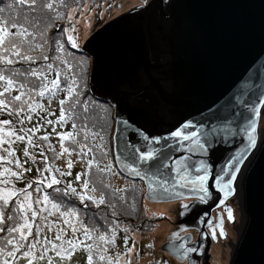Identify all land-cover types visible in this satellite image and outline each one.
<instances>
[{"label":"water","instance_id":"1","mask_svg":"<svg viewBox=\"0 0 264 264\" xmlns=\"http://www.w3.org/2000/svg\"><path fill=\"white\" fill-rule=\"evenodd\" d=\"M82 51L90 57V92L113 107L118 171L143 183L147 202L191 199L181 214L198 231L191 247L204 256L211 245L205 228L212 211L237 195L241 224L228 264H264V104L259 103L264 99V0H149L97 28ZM257 104V146L245 153L234 192L225 196L213 186L214 176L220 173L224 182L231 178L228 172L235 161H229L233 155L239 158L246 144L240 127L251 115L247 107ZM217 115L229 116L231 123L225 125ZM189 121V131L216 129L211 152H188L190 142L181 147L170 141L172 151L166 154L172 160L188 157L193 176L200 160L211 166L207 203L199 202L189 187L174 185L171 161L156 179L148 165L124 151L125 141L136 143L142 135L165 137ZM162 180L168 181V193L160 186ZM173 244L169 236L161 249L184 260Z\"/></svg>","mask_w":264,"mask_h":264},{"label":"rangeland","instance_id":"2","mask_svg":"<svg viewBox=\"0 0 264 264\" xmlns=\"http://www.w3.org/2000/svg\"><path fill=\"white\" fill-rule=\"evenodd\" d=\"M140 1L113 0L112 2H109L106 0L94 4L87 2L81 5L80 7L75 5L73 6L72 3H68L66 4L67 17L63 19L64 23H62L61 26L64 28L66 38L68 39L70 45L72 44V42L69 39L71 37L72 40H74L77 45L74 48H79V47L81 48V44L97 28H99L109 20L117 17L118 15L127 12L136 5L138 4L140 5L141 3H143ZM15 11H12V13ZM43 35H47V32H45ZM59 36L60 34L57 33L52 35L50 38L59 37ZM57 41L58 40L53 41L52 39H50L49 43L53 44L54 42L56 44ZM62 48H66L65 45H63ZM62 48L60 51L62 52L63 55L64 52L62 51ZM72 54L73 53H71L70 50L69 55L72 56ZM0 55H3L1 51H0ZM64 58L65 56H63V59ZM89 61H90V57L88 60V64H87V60H85L83 65V70L87 73V80H88ZM64 63H65V70L62 63H60V66L58 68H60L61 72H64V74H69V70L73 66H70L68 63L66 64V62ZM49 77L51 78V75H49ZM41 81H39L38 83L36 81L33 82L34 83L33 87L39 90V92L42 90V88L40 87ZM87 85L89 86V82ZM2 86H4V84L3 82H0V91L2 90ZM46 95L47 93L45 92V96ZM26 97H28V95ZM2 99H4L5 101L11 100V98L8 99L7 97H4ZM41 99L43 100L42 102H44V104H42V110L39 113L42 112L41 120L44 122L40 121V115L35 114L34 116L35 119L33 121L27 120L28 122H26L23 125V128L33 130L32 132L28 133V135L32 136L33 144L31 145H29L27 142V135L25 136L24 141L15 140V135H25V133L21 132V125L19 124L20 122H17V120L22 119L25 116L23 115V117H19V116L15 117V115L12 114L11 104H10L11 105L10 111L3 107H0V122L4 120L10 121L8 125H4L3 123H0V138L3 139V143H0V156L4 157L3 160H8L9 162L18 160L20 163V168L15 169L14 172L22 173V175L15 176L16 179L12 183L11 180L8 179L10 175L6 173L7 178L5 177V179H2L0 188H6L17 191L18 195L20 190L27 188L28 191L31 193L30 201L32 202V208L28 209L26 213H21L19 215L27 216L29 218V222L34 223V228H33L34 231H35V225L40 226L41 245L43 244L45 237H47V239L55 242L58 245L59 241L55 239L58 233L61 235V239L63 241L74 240V241L82 242L80 246L77 247L78 250L77 249L75 250L72 257L71 258L66 257L64 260H60L59 257H56L54 251H49L47 255L53 258V264H86L87 263L88 252L86 253V249L84 247V245H86V240H87L85 239L84 236L85 227H87L89 231L92 228L94 229L98 228V230L101 231L103 228L106 239L108 238L107 240L97 245L94 251L92 249L97 264H108L109 259L112 260L113 264H116L117 260L119 261V264H157L158 262L164 264L163 260L158 261L159 253H154L153 251L154 249H156L157 252H159L158 246L163 242L165 237L163 233L161 234L160 233L156 234V233H157V229L158 232L163 231L160 228L165 225L164 222L167 220H165L164 218L159 219L160 217L157 218L156 216L166 217L170 215V218H172L171 214L174 209L173 203L175 201L167 202V203H159L156 204L157 206H154V208L149 209L148 202L145 201L143 198L142 184L136 180L127 179L121 173H119V171L116 168L114 155L113 158L111 159L109 153L107 152L109 149L108 148L106 149V147H104L102 143L101 135L98 136L90 131L89 132L86 131L85 129L82 128L81 124H80L81 136L73 138L75 141H73L72 146H69L68 144L65 145L62 144L60 142L61 134H63V130L65 129V126L60 124L58 121L60 120L59 111L61 106L57 102L58 101L57 97H52V99L50 100L48 98L47 100L44 97H41ZM90 104L91 107L94 108L96 107L98 109L95 117L102 119L103 124L106 123L107 126H109L111 123L109 117L110 113L107 111L108 108L106 107H108L110 104L108 103L107 104L108 106L106 107L102 104H99L98 106V104L95 103V101L93 100L90 102ZM16 105H18V103ZM112 117H113V107H112ZM48 121H52V123L49 124ZM33 122L37 123V125L34 124ZM112 126H113L112 133L111 132L110 134L108 133V136L112 135L113 137L114 125ZM10 133H15V135H9ZM38 133L43 136L45 135L48 136L50 140L49 141L44 140L42 138L43 136L36 135ZM9 141H11V143ZM90 141L95 142L96 145H99L101 147L99 148V146H97V150L99 149L100 151L102 150L108 153L106 154V158L100 159L99 161L98 158H91L92 163L93 162L95 163L93 164L94 165L93 169L94 167L95 169L92 171V166H91V172L89 171L88 168L90 158H88L87 152H84L85 150L90 148L89 147ZM50 143H52L53 148L49 146ZM25 149L28 150L29 153L28 156L24 155ZM64 149H67V151H64ZM9 152H13L14 155L10 156ZM95 161L98 162L96 163ZM69 164H71V167H69ZM25 169L28 170L25 171ZM87 171L88 173L90 172L88 174V178L86 177ZM78 174L81 177L80 180L76 179ZM20 176H23V178H20ZM53 176L58 181H60V183L69 187L68 189L71 195H75L72 193L71 189H75L76 194L81 193L86 195V193H90L92 198L94 199V202H92L93 199H91V202L87 200L86 207H90V208L96 207L97 210H107V207H103V205L106 204L107 206L109 205L108 204L109 201L105 199V195H104V193L107 190L111 194V197L113 198V203L116 199H119L121 196L126 198L124 200L125 202L122 205V207L119 204L113 205L112 207L109 205L110 208L112 209L111 213L112 214L115 213L112 216V219L114 220L115 223V227H113V225L111 224L112 223L111 219H107L101 213H97L96 215H94L96 216V220H93L91 218V220L85 222V218L88 219V217L90 216V214L85 210L86 207L82 209L77 208L74 211L75 214L73 215H67L68 212H63L61 210L57 211L55 209H52L51 207L52 203L60 204L59 202L52 201V199H50V196H52L53 192L55 191H50L51 188L49 189L47 185L51 182ZM83 177H86V179H84ZM5 180H7L8 182ZM85 180L88 181L89 189H86L83 186ZM41 181L42 183H40ZM38 183L40 186L39 192H37V187H36ZM58 184L53 185V187L59 186ZM29 185H31L30 188L28 187ZM141 193H142L141 195L142 197L139 195ZM44 195L49 196V201L47 203H45L43 200ZM19 198L21 199V201H23V196H20ZM14 199L16 198H13L9 202V205L7 206L1 205L2 207H4V211L9 208H12V210L15 212L18 206L16 205L15 201H13ZM101 199H103L104 201L103 203H100ZM36 200H40V203L38 204L35 203ZM0 203L3 204V201H0ZM79 203L82 204L84 202L80 201ZM237 209L239 212L240 211L239 204ZM32 210L38 211V215L34 220L31 217ZM62 213L64 214L62 215ZM118 215H121L122 219H119L120 216ZM144 215H146L147 217H145ZM40 216L46 217V219L41 220ZM127 218H129L133 222L132 226L123 225V223H125ZM17 219H19V216L17 217ZM20 222L22 223L23 221L21 220ZM109 226L111 228L107 230ZM73 227H76L77 229L76 233H73L72 231ZM117 227L123 228L122 232L119 231L120 236L118 237L116 236V232L118 231ZM34 231L33 233H35ZM113 232L115 233L114 238H113ZM16 235L18 236V234ZM126 236L128 237L126 244L128 246L127 249H125L126 246L125 244H121V241L123 242V239L124 238L126 239ZM32 239L33 237H30L29 241H31ZM226 245H227L226 242L221 243L220 245L221 264H228L229 261L230 246L228 245L226 246ZM48 247L49 249H51L50 244L48 245ZM128 249H132V251L129 252ZM100 254H104L106 256V259L104 261L99 260ZM45 260L47 259L45 258ZM23 264H26V261H23ZM165 264H172V263L165 262Z\"/></svg>","mask_w":264,"mask_h":264},{"label":"snow or ice","instance_id":"3","mask_svg":"<svg viewBox=\"0 0 264 264\" xmlns=\"http://www.w3.org/2000/svg\"><path fill=\"white\" fill-rule=\"evenodd\" d=\"M20 6L27 5L29 12L26 14L27 17H32L31 25L34 29H38L43 22L44 12H51L55 5L52 2H45V0H18ZM15 3H8L5 7H0V16H2L6 10H12L15 7ZM19 18V12H17L16 17H10L9 22H5L0 24V47H4L6 43V37H8L7 43L10 45V48H6V51H10L12 56L19 57L20 60L25 62L33 61L35 58L31 55L26 54L25 45H29L27 51L33 50L31 48V42L26 39L27 37H32V40H35V35L33 32H30L28 28L18 25L16 22H11L17 20ZM10 23V27H9ZM11 29H18L15 33L11 31ZM42 35V33H41ZM72 42V46L76 47V43L72 38H69ZM18 41V42H17ZM35 47L39 48L41 45L36 44ZM62 46L58 45L57 51H60ZM45 61L48 60V57L43 56ZM0 61L4 62L5 65H12L15 61L12 58H9L5 55H0ZM47 70H51L53 68L52 64H48L46 66ZM31 76H43V71L37 72L33 69L30 73ZM17 75H20L17 73ZM59 76V73L57 74ZM46 79V78H45ZM0 82H3L4 87L3 91H0V97L4 96L6 93H10L15 84V80L7 76L4 72L0 71ZM52 87L58 86V79H54L51 82ZM19 94L12 97L8 103L4 99H0V107H8V104L12 105V114L16 115L24 112V105L26 104L29 113L36 112L37 109H42V106L39 103H31L23 100L25 96V84H19L18 86ZM48 90L47 84H42V90L39 92V96L43 97L45 95V91ZM75 93V95H73ZM67 95L73 97L75 103H73L72 107L75 108L79 104H83V110L85 113L89 112L90 103L88 101H81L79 99L81 93L79 89L76 87V81L73 79L71 83L68 84L67 87ZM29 97L31 99V95L29 93ZM20 103V108L17 109L16 104ZM61 105L64 104V100L60 101ZM246 104V102H244ZM260 104H264V99H260ZM248 112L251 114L250 117L245 118V123L240 127V131L243 134V137L246 140V144L241 152L239 158L235 155L232 156L229 163L235 161V164L232 165L233 170L228 172V175L231 177L224 182V177L220 173H216L214 176V187L218 189L219 192L224 193L225 196H228L234 192L233 182L237 178V174L241 171L240 165L244 164L246 156L245 153L254 149L257 146V117L261 114V109L259 104L254 106L247 107ZM65 116V110L61 108L60 110V120L63 121ZM87 118V117H86ZM218 120L224 122L225 125L231 123V119L227 115H217ZM28 119H31V115H28ZM0 123L4 125H8L10 121L4 120ZM49 124L52 121H48ZM21 124V132L25 133V135H15V133H10L9 135H15V140L24 141L25 136L27 135V142L29 145L33 144L32 136L28 135V133L32 132V129L23 128L24 121L20 120ZM75 127V125H73ZM192 127L191 122L183 123L179 127H177L174 131H171L168 136L165 137H149L147 135H142L138 137V142L133 143L131 141H125L124 151L127 155L136 161L138 164H146L149 168L152 169L151 175L153 178L160 179V173L162 170H168L170 168L169 161H171L170 170L174 172L176 175L173 177L174 185L181 184L184 187H189L191 192L198 194V200L201 203H207L210 196V188L208 185L209 176L211 173V166L206 163L204 160H200L199 163L195 166V175L193 176L191 173V167L188 163V157L181 156L179 159L172 160L171 156L167 155V152L172 151V143L170 141L180 142V146L183 147L182 142H190L187 151L188 152H200L205 155H208L212 148V133L216 131L215 128L212 129V132L204 131L202 132L200 128H197L196 131H189ZM67 136H71V133L66 134ZM44 140H47L48 137H43ZM65 139V134H61V141ZM11 143V141H9ZM0 143H3V139L0 138ZM67 151V149H64ZM28 150L25 149L24 155L28 156ZM9 155H14L13 152H9ZM4 157L0 156V160H3ZM92 161H89L91 164ZM17 166L19 167V161H17ZM71 167V164H69ZM28 169H25L27 171ZM132 170L135 172L137 176L140 175V171L138 168L133 167ZM226 169H221V173L225 172ZM4 173H8L10 176H18L22 175V173L14 172L10 168H5L3 173H0L2 176ZM63 175V173H62ZM147 175V173H146ZM77 180H80L81 177L78 174L76 177ZM42 183V181L40 182ZM60 183L54 176L51 182L47 185L48 188H52L53 185ZM168 181L162 180L161 188L164 193L169 192ZM84 188H88V181L85 180L83 184ZM29 188L31 185L28 186ZM37 192L40 191L39 183L37 184ZM151 190V184L149 185ZM94 190V189H93ZM59 189H56V192H59ZM73 194H76L75 189H71ZM65 194H67L65 192ZM23 196V201L19 198ZM31 193L28 189L20 190L19 195L17 191L0 188V201H3V206L9 205V202L15 199V203L18 206L13 215H6L4 211V207L0 206V221L7 219L8 221L13 222L14 226L8 227L7 231L9 233V237L5 238L3 242H0V264H23V261H26V264H38V262H42L45 260L47 253L49 251H54L56 257H59L60 260H64L66 257L71 258L77 247L80 246L82 242L67 240L63 241L61 239V235L58 233L55 237L57 241H61L59 245L55 242L44 238L43 244H40V235L41 228L39 225H35V233H33L34 223L29 222V218L27 216H21L19 214L26 213L28 209L32 208V202L30 201ZM92 199V197H88ZM81 200L84 199L83 196L80 197ZM43 200L45 203L49 201V196L44 195ZM103 199L100 200V203H103ZM35 203H40V200H36ZM221 204L224 203L223 200L220 201ZM52 209L57 211L60 210V205L56 203H52ZM185 208L189 207L188 205H184ZM46 210V209H45ZM227 218L228 220H234V214L232 208H227ZM51 214V213H49ZM64 213H62L63 215ZM74 210H69L67 215H73ZM115 214V213H114ZM38 211L32 210L31 217L33 220L37 217ZM19 216V219L17 217ZM41 220H45L46 217L40 216ZM23 221L22 223L20 221ZM219 235L223 236L224 229L222 222L219 225ZM0 231H3L0 228ZM73 233H76V227L72 228ZM18 234V236L16 235ZM213 237L216 236L215 228L212 232ZM84 236L85 239H91L90 231L87 227L84 228ZM115 233L113 232V238ZM33 237L31 241L29 238ZM180 238L178 233H173V239ZM101 240L104 239L103 236L100 237ZM180 239H190L189 237H184ZM127 243V241H125ZM51 245V249H49L48 245ZM67 244V247L64 245ZM10 246V248H9ZM85 249L88 252L87 256V264H93L94 254L92 251V245H84ZM172 247V245H170ZM182 257L187 256L189 253L195 252L196 249L193 247H186L185 244L181 243L179 249H175ZM183 250V251H180ZM129 252L132 249H128ZM106 256L104 254H100L99 260L104 261ZM47 264H53V258L51 256H47ZM108 264H113L112 260L109 259ZM116 264H119V261H116Z\"/></svg>","mask_w":264,"mask_h":264},{"label":"trees","instance_id":"4","mask_svg":"<svg viewBox=\"0 0 264 264\" xmlns=\"http://www.w3.org/2000/svg\"><path fill=\"white\" fill-rule=\"evenodd\" d=\"M102 1H106V0H45V2H52L54 3L55 7L51 12H47L45 10L44 12V19L43 22L41 23L40 27L38 29H34L31 25V20L33 19L32 17H27V21H26V14L29 12V9L27 7V5L24 6H20L18 0H0V7H5L8 3H15V7L12 10H6L5 13L0 16V24H3L5 22H9L10 21V17H16L17 12H19V18L17 20L11 21V22H16L18 25L23 26L28 28V30L30 32H33L35 35V40H32V37H27L26 39H28L31 42V48L33 50L31 51H27L29 45H25V50H26V54L33 56L35 59L33 61H23L20 60L19 57H14L12 56L10 51H6V48H10V45L7 43L8 37H6V43L4 47H0V51L3 53V55L8 56L9 58L14 59V63L12 65H5L4 62L0 61V71L4 72L7 76H9L10 78H13L15 80V84L13 86V89L10 91V93H6L4 96L0 97V99L7 97L8 99L12 97H14L15 95L19 94V89H18V85L19 84H25L26 88H25V96L23 97V100L31 102V103H41L44 104V102L42 103V99L41 96H39V90L35 89L33 87V82L36 81L37 83L39 81H41V88H42V84H47L48 90L45 91L47 93V95L43 96L45 99H52V97H57V102L60 104V110L61 108H63L65 110V116H64V134H65V139L63 141H60L62 144H68L69 146H72L73 141H75L73 138L75 137H80L81 136V128H80V124L82 125V128L85 129L86 131H90L92 133H94L95 135H98L102 137V143L104 145V147H106V149L108 148L109 150L107 151L111 157V159L113 158V140H112V135L108 136V133L110 134V132L112 133L113 130V126L114 125V119L112 117V107L111 105H107V102H103L101 100H99L98 98H96L89 90V86L88 84V80H87V73L83 70V65H84V61L87 60V64H88V60L89 57L83 52L81 51V48H74L73 46L70 45L68 39L66 38V34L64 31V28L61 26L63 22V19H65L67 17V8H66V4L68 3H72L73 6H78L80 7L81 5L90 2V3H97V2H102ZM109 2H112L113 0H107ZM16 10V11H15ZM12 11H15L12 13ZM9 27H10V23H9ZM18 29H11V31L13 33H15ZM45 32H47V35H43ZM42 33V35H41ZM59 33L60 36L59 37H53L50 38L52 35ZM47 36V38H46ZM54 40H58L57 43L55 44L53 42V44L49 43L50 39ZM18 42V41H17ZM36 44L41 45V47L37 48L35 47ZM58 45L63 46L65 45L66 48H62V51L64 52V54L62 55L61 51H57ZM71 50L72 56L69 55V52ZM47 56L48 60L45 61L43 59V56ZM63 56H65V58L63 59ZM68 63L70 66H73L70 70H69V74H64V72H61V69L58 68L60 66V63H62L64 70H65V63ZM48 64H52L53 68L51 70H47L46 66ZM35 69L37 72L43 71V74L46 73L47 75H56V79H58V86L57 87H49L48 85V76L45 79V75L43 76H31L29 73ZM17 73H19L20 75H17ZM25 73V74H24ZM59 73V76H57V74ZM72 79H71V77ZM53 77V76H52ZM37 78V79H36ZM71 79V80H70ZM76 81V87L79 89L81 95L79 97V99L81 101H88L89 103L93 100L95 101V103L98 104H102L104 105L107 109V111L110 113L109 117H110V125L107 126L106 123L103 124L102 119L96 118V113L98 111V109L95 107H91L90 104V108H89V112L85 113L83 110V104H79L77 105L75 108L72 107L73 103H75V101L73 100V97H70L67 95V87L68 84L71 83L72 80ZM44 82V83H43ZM4 87V86H3ZM3 87L2 90L3 91ZM29 93L31 95V99L29 97ZM56 94V96H55ZM28 95V97H26ZM37 95V96H35ZM75 95V93L73 94ZM44 99V100H45ZM47 99V100H48ZM92 99V100H91ZM64 100V104L61 105L60 101ZM91 100V101H90ZM6 103H8V101H6ZM11 105L8 104V107H6L5 109L7 110H11ZM17 109L20 108V103L18 102V105H16ZM4 108V107H3ZM42 109H37L36 112H32L29 113L26 104L24 105V112L23 113H19L16 114L15 117H23V115L25 116L23 119L24 124L26 122H28V115H31V121H33L35 118V114L38 115L37 113L40 112ZM60 112V111H59ZM42 113H40V121H42V117H41ZM87 117V118H86ZM21 119L17 120V122H20ZM44 122V121H42ZM41 122V123H42ZM46 122V121H45ZM34 124L37 125V123L33 122ZM20 124V123H19ZM23 124V125H24ZM21 125V124H20ZM73 125H75V127H73ZM80 128V129H78ZM82 129V130H83ZM71 133L72 135L69 137L66 134ZM39 136H43L41 134H36ZM38 136V137H39ZM46 136V135H45ZM43 136V137H45ZM108 136V137H107ZM42 137V138H43ZM48 137V136H47ZM109 138V140H108ZM48 141L50 140V138L47 139ZM96 140V139H95ZM51 148L52 147V143H50L49 145ZM97 146L95 142L90 141L89 142V149L85 150L84 152H87L88 154V158L89 161H91V158H98V161L100 159H104L106 158V151H100L99 149L97 150ZM99 148H101L99 146ZM100 151V152H98ZM17 161L15 160L13 162H9L8 160H2L0 161V173L4 172L5 168H10L12 171H15V169H19L20 166H17ZM97 161V162H98ZM96 162V161H95ZM96 162V163H97ZM53 164V163H50ZM93 164H95L94 162L92 164H88V168L89 171L91 172V166H92V171L95 169H93ZM20 165V163H19ZM89 172V173H90ZM86 177L88 178V171L86 172ZM120 173V172H119ZM5 177L7 178L6 173H4L2 176H0V184L2 183V179H5ZM20 178H23V176H20ZM9 180H11V183L14 182V180L16 179V177L14 176H9L8 177ZM85 179V177H84ZM7 181V180H5ZM8 182V181H7ZM59 186L57 187H52L50 189V191H55L53 192L52 196H50V199H52V201H57L60 204V210H62L63 212H69V208H72L74 210L78 209H82L84 208V205H86L87 200L89 202H91V199H89V195L86 194V201L82 204H80V201H84L80 199L81 195L75 194V195H71V193L69 192V187H67L66 185L60 183L58 184ZM48 189V190H49ZM56 189H59V192H56ZM89 189V185L88 188ZM88 191V190H87ZM65 192L67 194H65ZM105 195V199L108 202V204L110 203L111 207L113 205H117V202L119 205L124 204V200L126 198L124 197H120L119 199H116L113 203V198L111 197V194L108 192V190L104 193ZM140 196L142 195L139 194ZM91 196V194H90ZM142 197V196H141ZM124 198V199H123ZM93 199V198H92ZM15 201V199L13 200ZM79 201V202H78ZM94 201V199H93ZM3 205L0 203V206ZM103 207H107L110 208V206L107 204L103 205ZM104 209V208H103ZM85 210L87 212H93L94 208L90 209L89 207H86ZM6 215H13L14 211L12 210V208H9L7 210H5ZM104 216H106L105 212L102 213ZM114 215V214H113ZM112 215V216H113ZM119 219H122L121 215ZM160 217L159 219H162L163 217ZM91 218L93 220H96V216H94V214H90V216L87 218H85V220H91ZM14 226L13 222L8 221L7 219L0 221V228L3 229V231H0V242L4 241L5 238H8L9 233L7 231L8 227H12ZM34 231V230H33ZM35 232V231H34ZM116 236H120L119 232H116ZM7 236V237H6ZM90 236L92 237L91 239H87L88 241H86V245H92L93 246V251L96 248L97 245H99L100 243H102L103 241L107 240L105 233H104V229L102 228L101 231L98 230V228L92 229V231L90 232ZM103 236L104 239L101 240L100 237ZM4 237V238H3ZM60 243H58L59 245ZM10 248V246H9ZM87 253V250H86ZM78 254V253H76ZM46 255V259H47ZM94 264H97V261L93 260ZM38 264H47V260L42 261V262H38ZM87 264V263H86Z\"/></svg>","mask_w":264,"mask_h":264},{"label":"flooded vegetation","instance_id":"5","mask_svg":"<svg viewBox=\"0 0 264 264\" xmlns=\"http://www.w3.org/2000/svg\"><path fill=\"white\" fill-rule=\"evenodd\" d=\"M141 1H145V0H141ZM143 193H144V189H143ZM190 201H191V199L174 202L173 203L174 209H173L172 214H171L172 218H170V215L163 217L165 220H167L164 222V224L168 227V229L166 231H164V230L162 231L165 238H164L163 242L161 244H159V246H158L159 252H157L156 249H154L153 252L159 253L158 261L163 260L164 264H165V262H167V263L171 262L172 264H203V263L204 264H212V263H217V258H216L217 255H216V252L214 250L215 249L214 246L219 247L221 245V243L226 242L227 245L230 246V252H231V249H232V246L234 243V239L236 240L237 234L239 232L238 225L241 224V218H240V214H239L238 209H237L238 204H239L238 203V201H239L238 196L234 195L229 199V201L227 202L225 207H223V206L218 207L212 211V221L205 228L207 235L211 239L210 249H209L208 253L205 255L206 260L204 259L205 256L203 255V253H201V252L199 253L198 251L189 253L187 256H185L184 260H178L177 258L171 256L167 252L163 251L161 249V246L166 241H168L169 236H171L173 239V233H178L180 238H184V237L190 238L187 240L180 239V238L173 239L174 240L173 247L175 249H179V246L181 243L185 244L186 247H191V245L197 240L198 231L196 229L191 228V225H193L192 222L188 221V220L187 221L184 220L182 217V214H181V210L183 209V206L186 203H189ZM109 205H110V203H109ZM227 208H232L233 214H234V220H228L227 211H226ZM156 217L159 218L158 216H156ZM85 222H88V221L85 220ZM221 222L223 224V229H224V233H225L223 236L219 235L220 229H219V227L216 226V225H219ZM214 228H215V232H216L215 237H213V235H212ZM92 229H94V228H92ZM92 229L90 230V232L92 231ZM159 233L160 232L157 231L156 234H159ZM232 234H233V238L230 239ZM154 237H156V236H154ZM158 237H159V235H158ZM127 238L128 237L126 236V239L125 238L123 239L124 243L121 241V244L126 245L127 243H125V241L128 240ZM127 248H128V246L126 245L125 249H127ZM180 251H183V250H180ZM220 257H221V255H220ZM157 264H161V263L158 262Z\"/></svg>","mask_w":264,"mask_h":264},{"label":"bare ground","instance_id":"6","mask_svg":"<svg viewBox=\"0 0 264 264\" xmlns=\"http://www.w3.org/2000/svg\"><path fill=\"white\" fill-rule=\"evenodd\" d=\"M140 1V0H139ZM149 0H145V1H140V2H144V3H147ZM142 4V3H141ZM139 5V4H138ZM84 52V51H83ZM85 54H87L86 52H84ZM59 122H60V124H62L63 126H64V123H62L63 121H61V120H58ZM117 168V167H116ZM118 170V169H117ZM84 178V177H83ZM85 179H86V177H85ZM136 181H138V182H140L141 184H142V187H143V189H144V185H143V183L141 182V181H139V180H136ZM156 204H159V203H155V204H151V203H148V206H149V209L150 208H154V206H157ZM172 204V203H171ZM117 205H118V202H117ZM90 208V207H89ZM94 208V211L93 212H88L89 214H94V215H96L97 213H103V212H105V214H106V218L107 219H111V224L113 225V227H115V223H114V220L112 219V213H111V208H108L107 210H97V208L96 207H93ZM90 209H92V207L90 208ZM67 210H74V209H72V208H69V209H67ZM62 211V210H61ZM75 211V210H74ZM103 215V214H102ZM168 215V214H167ZM145 217H147L146 215H144ZM123 223V222H122ZM123 225H130V226H132L133 225V222L129 219V218H127L126 219V221H125V223H123ZM111 227L109 226V228L107 229V230H109ZM117 229H118V231L117 232H119V231H121L122 232V229L123 228H120V227H117ZM160 229H162V230H164V231H166L167 229H168V227L166 226V225H164V226H162ZM159 229V230H160ZM157 231H158V229H157ZM160 233H162V232H160ZM85 241V240H84ZM86 241H88V240H86ZM215 247V252H216V258H217V263H212V264H221V258H220V254H221V248H220V246L218 247H216V246H214ZM213 247V248H214ZM78 250V249H77ZM227 263V262H226Z\"/></svg>","mask_w":264,"mask_h":264}]
</instances>
